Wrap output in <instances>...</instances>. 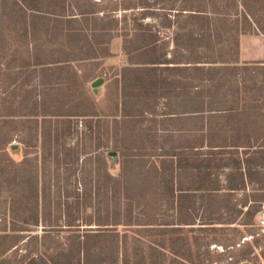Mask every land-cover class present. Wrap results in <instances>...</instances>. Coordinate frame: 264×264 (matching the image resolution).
Returning <instances> with one entry per match:
<instances>
[{"label":"rangeland","instance_id":"1","mask_svg":"<svg viewBox=\"0 0 264 264\" xmlns=\"http://www.w3.org/2000/svg\"><path fill=\"white\" fill-rule=\"evenodd\" d=\"M217 1L220 8L222 2ZM254 1L255 18L264 19V0ZM189 5L177 0H0V251L17 240L24 242L26 232L16 239L5 238L4 232L13 224L19 228V222L32 215L33 196L38 192L39 225L32 233L42 236L49 230L54 236L44 238L41 244L36 240L27 243L30 251L41 250L51 256L68 248L72 231L84 234L102 228L119 232L121 237L129 230L130 243L139 244L146 252L144 246L151 234L143 224L177 219V203L158 186L148 185L155 175L153 165L164 155L181 152L195 153L194 164L205 159L218 177L219 195L224 197L203 200L201 191L196 198L185 196L179 202L183 212L190 206L199 217L209 208L213 224L205 225L208 228L196 235L197 240H190L183 231L170 232L167 244L183 250L193 244L206 253L205 264H264V205L259 207L264 200V171L253 172L251 181L228 196V171L217 166L220 160L245 158L244 148L210 147L198 139L203 119L214 113L209 102L225 108L220 103L225 89L214 86L229 83V78L234 89L228 97L237 89L243 96L240 106L246 107H241L240 117L249 135L256 133L251 149H258L261 139L257 135L264 134V59L239 56L234 74L219 70L230 76L223 79V74L216 75L215 82L213 71L209 72L211 80H203L192 69L171 67L173 63L151 64H194L193 57L174 48L173 43L176 32L193 28V22L186 20L189 13L163 9ZM241 10H229L228 21L235 30L237 46L241 33L246 34L250 38L244 48L256 53L264 48V33L255 24L249 26ZM247 28L252 29L245 31ZM135 30L142 34L141 39L134 37ZM150 40H158L157 50L129 53ZM216 48L232 58L236 46L230 39ZM155 66H164V70L147 69ZM155 74L171 83L153 90L156 86L150 81ZM139 77L144 80L143 90ZM253 79L260 87L254 93L256 100L243 91ZM181 80L190 82L183 92ZM196 110H203V119L194 117L200 114ZM220 121L225 122L224 118ZM260 163L264 167V158L260 157ZM179 178L188 186L186 172ZM29 180L36 182L32 194ZM107 241L108 248L117 244L114 237ZM135 254L127 249L120 264L126 258L125 264H138ZM73 255L75 260L69 262L78 264L79 254ZM96 259L114 264L115 256L102 254ZM22 260L18 257L11 264ZM89 262H93L91 257ZM169 262L180 264L170 255L162 256L161 264Z\"/></svg>","mask_w":264,"mask_h":264},{"label":"trees","instance_id":"2","mask_svg":"<svg viewBox=\"0 0 264 264\" xmlns=\"http://www.w3.org/2000/svg\"><path fill=\"white\" fill-rule=\"evenodd\" d=\"M174 1L175 0H173V2ZM178 1H180V3L187 2L190 3V5L186 8H173V6H171L164 7L163 9H177L179 10L178 13L181 14H183L184 12L189 13V15L186 16V20L193 22V28L184 29L183 32H176L173 43L174 48H178V50L183 49V54L193 57L192 59H194V64H191L192 62H187L184 63L187 66H176L175 68L177 70H182L183 67H185L187 70L192 69L195 75H200L199 77L203 80H211L212 78L210 77L209 72L213 71V74H215V77L213 78L214 82L216 77H218L216 75L223 74V79H225L228 74L230 76V73H220L218 72L219 70H221L222 72H226V70H232L231 74H234L236 67H238L237 63L239 57V47L237 46L238 43L236 37L234 36L235 30L232 27L231 23H229L228 21L227 13L234 7H240L242 9L240 11L241 15L248 23V25L252 26L253 24H255L257 30H259L261 33H264V29L261 27V21L264 22V19L261 18V20H257V18H255V16L257 17V15L254 14L252 10V8H254V6L252 7V5L255 4V1L221 0L223 10L222 6L220 8L218 7L217 0H177V2ZM219 5L221 4L219 3ZM250 30L249 28H247L245 31ZM135 31L136 32L134 33V37L136 36V39H141L142 34L137 30ZM226 32L230 33V35L226 36ZM230 39H232L236 48L234 51V56L232 58H226L225 50L223 51V54H220L216 46H223L226 44V42H229ZM157 44L158 40H150L139 47H135L133 51L129 50V53L136 54L140 52L141 54L143 53V50L141 49L144 48H146V52H149L151 50L155 51L157 50ZM124 48L128 50L127 47ZM150 63L166 64L174 62ZM176 63L179 64L178 62ZM214 64L220 65L215 66ZM261 64L263 65L264 62H262ZM165 67L168 68L167 70H170L169 67ZM163 68L164 66H155L153 67V69H147L149 70V72H154L157 70H164ZM152 77L153 80H151L150 82H152L156 86V88L153 89L155 91L161 90L160 88L164 83H171L169 82V80L167 81L168 78H162L161 76H156V74ZM143 81L144 80L142 77H139L137 79L138 83L142 82V86L139 87L140 90H143L142 88L145 87ZM227 81L230 83L229 78ZM179 83L181 84V92L186 91L190 87V82H183V80H181L179 81ZM229 83H225L223 85L215 84L214 86L216 89H220L221 87L225 89V96L222 98L224 99V102L220 101L221 104L224 103V109L215 107L214 105H212V101H210V106L214 107V109H211L214 113L209 114V116L203 119L204 117H201L202 115H204L201 114L203 110H196L194 112H199L200 114H195L194 117L203 119L201 135L198 137L199 141L201 140L205 145L210 147H242L245 150V154H247V156L243 159L235 158L233 159V161L220 160L221 165L218 164L217 166L218 168L223 167L221 169L228 171L225 175V184L227 186L226 190L229 192L228 196H232V194H230L233 193L232 191L239 190L242 184L247 183V181L249 180L251 181L250 175L253 172L258 173L260 171V174H262L261 172L264 171V167L262 166V164H259L260 157L262 159L264 158V134L262 135L261 133V136H259V134L257 135L261 139L260 145H258V149H251L252 141L254 139H257L256 135L253 136V134L256 133L249 135L250 131L244 126V121L240 117L241 107L245 108L246 106H240V101L243 99V96L240 97L238 89L235 90V93H232V97H228L227 93L231 92V89H234V86H231V84ZM176 88H178V85H176ZM259 88L260 87L258 85V82L253 79L252 83L244 86L243 91H247V93L252 94L253 99L256 100L254 93L256 91H259ZM166 90L169 91L170 87L166 88L165 91ZM261 97H263L264 99V90H262V87ZM254 103L257 105L256 101H254ZM201 104L204 105V102L200 98L199 105ZM255 107L257 106H254L252 108L248 107V109L251 110ZM212 118H214L216 122L211 120ZM222 118H224L225 120L224 123L220 121ZM178 120L180 121L182 120V118H179ZM216 142L217 145L215 144ZM191 149L194 148L192 147ZM194 154L195 153L186 155L181 152L178 154H167L162 157V160L153 165L155 175L150 178L151 183H148V185L153 184L158 186L159 190L164 196L169 194V198L177 203V219L174 218L173 222L161 223L153 221L151 223L143 224L145 226H148V228L146 227V229H148L147 232L151 234V238L146 240L147 242L144 246L146 248V252L143 251V247L139 244L130 243V238H132V236L129 234V230H126V232L128 233L121 237V234L119 232H116L114 230H104L102 228H100L101 230L96 231L87 230L84 234L77 233L78 231L76 230L72 231L73 235L72 237H70L72 239L68 248L59 249L57 251L60 252H56L51 256L47 255L41 250H39L38 253L30 251L27 247V243L36 240L39 244H41L44 238L51 239L54 236L49 230H46L44 232V235L42 236L32 233L34 231L32 228L39 225V195L38 192H36V197L33 196V200H35V203L32 205V208H30V212H32V215L26 216L23 222H19V228H16V225L18 224H13L10 230L7 229L4 232L5 238L13 239L20 238L21 236L19 235H22L21 232H26V236L23 237L24 242L21 244V242L17 240L10 246H6L5 249L0 251V264H11L13 263V260H16L18 257L23 258V260L21 262H14V264H74L73 262H69V260H75L73 254L76 252L79 254L78 264H91V262H89V257H91V259L93 260L92 264H102V262H98L96 259L97 257L99 258V256H101L102 254L104 256L105 254L114 255L115 259L113 260V263L120 264V258L124 256V251H126L127 254V249L135 250L136 254L134 255V257H136L134 258V260L138 258V264H161L162 256L167 257V255L173 257V260H177V263L180 264H205L204 260L206 255L204 254L206 253H202L200 249L194 248L193 244H189L191 245L190 248L188 246V249L185 250L181 248L175 249L174 244H171L172 246H169L167 244V237L170 232L183 231L185 232V235L189 236L190 240L193 239V237L194 240H197L198 237L196 235H198L199 232L200 234L203 233L204 230L208 228V226L205 225L213 224L212 222H210L213 220L212 218H210L211 211H209V208L205 207L199 217H197L198 214H195L190 206L185 207V211L183 212L184 207L180 203L183 202L182 200L183 198H185V196L188 198H196L198 196V192L201 191L203 200L224 197V195H219L221 190L216 184L218 181V177L214 176V173L212 174L211 166L205 163V159H202L199 164H194ZM185 172L186 178L190 179L188 182V186H183V178H179V176L182 177L183 173ZM145 179V176L141 178V180ZM29 181L30 192L32 194L34 191L33 185H35L36 182H32L31 180ZM196 184L197 186H195ZM212 184H215L217 187H213ZM211 185L212 188L210 187ZM261 205H264V200L259 204V207H261ZM259 211H261L260 208L255 210L254 214L256 215ZM14 212L15 209L13 210V213ZM26 212H29V210H27ZM26 212H24V214H26ZM124 225L130 227V224L124 223ZM114 233H117L118 235L116 236ZM132 234L134 236L141 237L138 233H136V231H132ZM190 234H192L193 236H190ZM55 236L59 238V235ZM109 237H114L115 240H117V244H113L110 248H108L109 246L107 245L109 243L107 241ZM181 237L183 238V235H181ZM25 246L27 248H25ZM201 256L203 258H201ZM82 258L85 263H82ZM126 260L127 258L124 259V261L122 260V264H125ZM236 263L238 262H235L234 264ZM169 264H171V262H169Z\"/></svg>","mask_w":264,"mask_h":264},{"label":"crops","instance_id":"3","mask_svg":"<svg viewBox=\"0 0 264 264\" xmlns=\"http://www.w3.org/2000/svg\"><path fill=\"white\" fill-rule=\"evenodd\" d=\"M250 36H246V34H242L240 36V47H239V58L245 60H255V59H264V48L259 49L256 53L252 52L249 49L244 48V44ZM171 67L182 66V64H177L176 62ZM187 66V65H185Z\"/></svg>","mask_w":264,"mask_h":264},{"label":"water","instance_id":"4","mask_svg":"<svg viewBox=\"0 0 264 264\" xmlns=\"http://www.w3.org/2000/svg\"><path fill=\"white\" fill-rule=\"evenodd\" d=\"M100 82H101V80H100ZM100 82H96L95 85L99 84Z\"/></svg>","mask_w":264,"mask_h":264}]
</instances>
